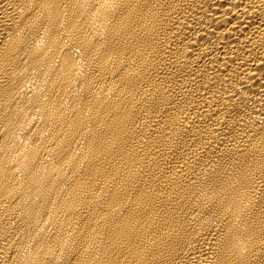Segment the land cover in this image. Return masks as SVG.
Masks as SVG:
<instances>
[{"label":"bare ground","instance_id":"1","mask_svg":"<svg viewBox=\"0 0 264 264\" xmlns=\"http://www.w3.org/2000/svg\"><path fill=\"white\" fill-rule=\"evenodd\" d=\"M0 264H264V0H0Z\"/></svg>","mask_w":264,"mask_h":264}]
</instances>
